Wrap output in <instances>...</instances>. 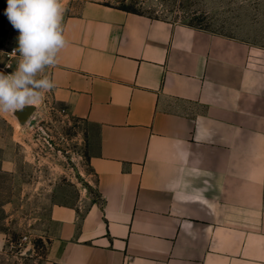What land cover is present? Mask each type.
Returning a JSON list of instances; mask_svg holds the SVG:
<instances>
[{"label": "crops", "instance_id": "0c3cea01", "mask_svg": "<svg viewBox=\"0 0 264 264\" xmlns=\"http://www.w3.org/2000/svg\"><path fill=\"white\" fill-rule=\"evenodd\" d=\"M61 26L50 90L100 202L52 208V261L264 264V47L97 2Z\"/></svg>", "mask_w": 264, "mask_h": 264}, {"label": "rangeland", "instance_id": "374dc122", "mask_svg": "<svg viewBox=\"0 0 264 264\" xmlns=\"http://www.w3.org/2000/svg\"><path fill=\"white\" fill-rule=\"evenodd\" d=\"M63 18L86 2L123 5L144 15L194 27L264 47V0H62ZM0 2V72L11 74L20 54L19 30ZM9 66V67H8ZM47 68V67H46ZM46 68L40 76H47ZM26 124L13 111H0V144L9 151V170L0 169V232L6 244L0 264H57L49 256L51 211L56 205L82 212L100 202L88 166L90 126L56 102L48 90ZM5 149V148H4ZM2 153V151H1Z\"/></svg>", "mask_w": 264, "mask_h": 264}, {"label": "clouds", "instance_id": "9594fccd", "mask_svg": "<svg viewBox=\"0 0 264 264\" xmlns=\"http://www.w3.org/2000/svg\"><path fill=\"white\" fill-rule=\"evenodd\" d=\"M4 14L19 30L20 60L14 72H0V111H15L39 103L54 85L43 70L55 64L57 53L65 46L61 22L62 0H6Z\"/></svg>", "mask_w": 264, "mask_h": 264}, {"label": "water", "instance_id": "95a60500", "mask_svg": "<svg viewBox=\"0 0 264 264\" xmlns=\"http://www.w3.org/2000/svg\"><path fill=\"white\" fill-rule=\"evenodd\" d=\"M34 112H35L34 105H26L22 109L15 110L13 114L18 119L19 123L21 125H24L27 123V121L30 119V117L32 116Z\"/></svg>", "mask_w": 264, "mask_h": 264}, {"label": "trees", "instance_id": "16d2710c", "mask_svg": "<svg viewBox=\"0 0 264 264\" xmlns=\"http://www.w3.org/2000/svg\"><path fill=\"white\" fill-rule=\"evenodd\" d=\"M109 6H110V5H109ZM117 8H119V9H121V10H124V11H127V12H132V13L142 14V13H140V12L134 10V9H131V8L125 6V5H123V6H121V7H117ZM187 25H189V24H187ZM190 26H192V25H190ZM193 27H194V26H193ZM196 28H197V27H196Z\"/></svg>", "mask_w": 264, "mask_h": 264}, {"label": "built area", "instance_id": "2783aa9c", "mask_svg": "<svg viewBox=\"0 0 264 264\" xmlns=\"http://www.w3.org/2000/svg\"><path fill=\"white\" fill-rule=\"evenodd\" d=\"M15 49H12L9 53H8V56L9 57H13L16 55V52H13ZM9 67V66H8Z\"/></svg>", "mask_w": 264, "mask_h": 264}]
</instances>
